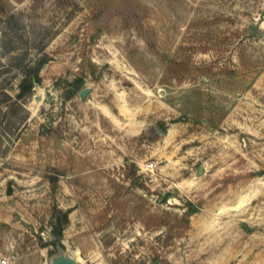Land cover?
Segmentation results:
<instances>
[{"label": "rangeland", "instance_id": "rangeland-1", "mask_svg": "<svg viewBox=\"0 0 264 264\" xmlns=\"http://www.w3.org/2000/svg\"><path fill=\"white\" fill-rule=\"evenodd\" d=\"M61 255L264 264V0H0V264Z\"/></svg>", "mask_w": 264, "mask_h": 264}, {"label": "trees", "instance_id": "trees-1", "mask_svg": "<svg viewBox=\"0 0 264 264\" xmlns=\"http://www.w3.org/2000/svg\"><path fill=\"white\" fill-rule=\"evenodd\" d=\"M37 83H40V78L38 75L30 79L24 78L19 85L20 92L17 94V97H24L26 94L30 93L32 91L33 86ZM191 204V212L194 213L198 210V208L193 203ZM61 214L64 218H68V211H64Z\"/></svg>", "mask_w": 264, "mask_h": 264}, {"label": "water", "instance_id": "water-1", "mask_svg": "<svg viewBox=\"0 0 264 264\" xmlns=\"http://www.w3.org/2000/svg\"><path fill=\"white\" fill-rule=\"evenodd\" d=\"M89 91V88L84 89L81 92L82 97H85ZM76 262L77 260L74 257L61 255L56 257L51 264H76Z\"/></svg>", "mask_w": 264, "mask_h": 264}, {"label": "built area", "instance_id": "built-area-1", "mask_svg": "<svg viewBox=\"0 0 264 264\" xmlns=\"http://www.w3.org/2000/svg\"><path fill=\"white\" fill-rule=\"evenodd\" d=\"M8 263V260L7 259H3L2 260V264H7Z\"/></svg>", "mask_w": 264, "mask_h": 264}]
</instances>
